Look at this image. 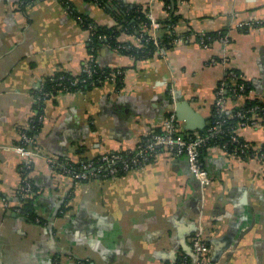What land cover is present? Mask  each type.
<instances>
[{"label": "crops", "instance_id": "obj_1", "mask_svg": "<svg viewBox=\"0 0 264 264\" xmlns=\"http://www.w3.org/2000/svg\"><path fill=\"white\" fill-rule=\"evenodd\" d=\"M109 1L111 11L118 5L140 9L161 24L169 17L160 0ZM176 15L178 41L150 59L136 61L109 45L99 47L100 69L124 71L121 89L105 82L44 102L33 137L43 156L32 160L24 177L14 148L40 114V86L60 72L80 74L91 56L89 31L78 18L97 28L118 22L89 0H0V194L17 203L28 180L37 215L33 222L0 203V264L190 263L199 228L209 247L203 264H264V161L257 156L264 148L263 119L236 132L255 157L218 146L204 151L202 164L210 174L205 189L186 159L168 150L140 170L84 183L48 161L134 152L143 140L164 132L171 115L181 134L201 136L230 71L251 91L229 98L228 113L247 100L264 102V0H183ZM139 23L134 17L119 26L118 41L136 45L137 35L128 30ZM240 23L250 26L241 30ZM216 33L228 42L215 39L203 47L196 39Z\"/></svg>", "mask_w": 264, "mask_h": 264}, {"label": "built area", "instance_id": "obj_2", "mask_svg": "<svg viewBox=\"0 0 264 264\" xmlns=\"http://www.w3.org/2000/svg\"><path fill=\"white\" fill-rule=\"evenodd\" d=\"M95 2H97V0H95ZM179 2L182 3L183 0H179ZM147 19L150 24V37L157 45L159 43L158 33L161 27L159 23L154 19L152 14H149L147 16ZM78 21L80 25L87 27L90 34L88 44H92L94 37V25L91 22L86 23L87 21L81 17L78 18ZM257 25H259V23H257ZM147 26L148 25H145L144 29H146ZM249 26L250 23H240L237 25V28L243 30ZM142 40L143 39L141 37L137 38V44L133 46L143 48ZM221 41L223 43H227V36L222 37ZM202 46L207 47V45H203V43ZM131 48L132 44L130 46L123 47L122 49L130 50ZM96 64V56L91 55L89 61L82 68L81 73L83 72L84 74H86L88 79H92L93 75L97 73V69L95 68ZM120 75L121 73L119 71H112L105 82H111L116 85L118 76ZM228 78L231 79V83L233 84L236 83L238 79H241L240 77L238 78L233 72L228 73V77L226 79ZM226 79L221 83L220 87H218L216 91L215 107L219 116H223V114L228 111L227 108L229 105V98L226 97ZM86 81L87 79L81 80L79 78H76L71 81L70 86H67L65 77L61 76L57 79V88L60 94H67L70 93L68 92L70 88L81 87V85L83 83H86ZM244 86V84L240 86L241 91H243ZM41 87L42 85L40 86L39 90L42 89ZM38 100L41 101V99ZM260 119L261 118L253 119L251 125H256ZM34 120L41 122L42 115L40 116V114H37L34 117ZM223 124L224 121L222 120L216 121L209 129V134L207 136H186L180 133L176 116L171 115L165 123L164 132L155 134L143 140L134 152H127L125 154H109L96 160H81L76 163L70 162L64 164L51 159H48V161L51 164L52 168L56 170L59 169L62 174L69 177L75 183H84L95 179H109L120 177L127 173L140 170L148 163H150L161 150H168L175 155L184 157L186 159L192 176L199 182L202 189H205L210 181V174L202 164L201 153L202 150L207 146L210 138H218L224 135V131L222 130ZM27 131L22 133L21 145L14 148L16 153H18L23 159L22 171L24 170V177H26L24 172L30 168L32 160L43 156L40 149L35 144L33 137L29 136L27 134ZM230 141L231 143H239L236 135L232 136ZM239 146L241 149V153L245 154L246 157H255V155L257 154L248 143H242ZM258 154L259 155L257 156L259 157V159L264 161V148L261 149ZM32 192V185L28 180L24 179L19 201H17V203H14L9 197L0 194V203L4 209L22 214L25 200L31 198ZM192 248L195 260L190 263L185 262L184 264H203L209 250L203 229L199 228L194 235L192 239Z\"/></svg>", "mask_w": 264, "mask_h": 264}, {"label": "trees", "instance_id": "obj_3", "mask_svg": "<svg viewBox=\"0 0 264 264\" xmlns=\"http://www.w3.org/2000/svg\"><path fill=\"white\" fill-rule=\"evenodd\" d=\"M92 3H95L111 12L117 22L118 25L113 28H97L94 26V37L92 44L88 45V50L90 52V55L95 56L97 50L102 44H106L111 46L114 49H117L120 52H124L128 54L129 56L133 57L136 61L144 60V59H150L152 58L156 53H160L163 50H166L170 46L174 45L178 41V36L174 33L173 27L175 23L178 21L179 17L176 15L177 12V4L179 0H160L165 3V8H167V12L169 13V17L167 21L163 22L161 24V33L158 37V44L156 45L153 41V39L150 37V27H149V21L146 14L142 12V10L138 9H129L125 8L124 6H119L115 11H111V4L109 3V0H89ZM138 11V12H136ZM139 20V26L135 28H130L128 31L130 33H134L137 35V37H141L143 48H138L137 46H133L130 50H124L123 47L130 46V43H120L118 41V38L120 36V30L119 26L123 25L126 27L129 25L130 22L134 19ZM88 22V20H86ZM148 25L146 29H144V26ZM163 25V26H162ZM87 28V27H85ZM159 30V31H160ZM223 33H216V34H197L196 39L199 41V43H203V45L209 46L211 40L214 41L215 39H221L223 37ZM201 43V45H202ZM95 68L97 69V73L93 75L92 79H88L87 75L83 72L81 74H72L67 72H60L56 74L55 76L46 79L42 83V89L38 90L36 97H37V109L39 110L40 115L43 114V108H44V102L51 98L52 96L60 95L58 88H57V79L61 76L65 77V82L67 86H70L71 81H73L76 78H79L81 80L87 79L86 83H83L81 87L78 88H70L68 92L75 93V92H83L91 90L94 87H100L103 86L105 80L107 77H109L110 73L112 71H119L121 73L120 76H118V81L116 84V88L119 90L123 87L124 83V77L125 73L123 70L116 69H106L102 70L98 67V65H95ZM233 72L238 78L240 77L239 73L236 71H230ZM241 78V77H240ZM226 97L232 98L234 100L238 99L240 96H248L251 91V86L249 83L244 82L242 79H238L236 83H231V79H226ZM244 84L243 91L240 90V86ZM221 83L218 87H220ZM38 99H41L39 101ZM240 114V115H239ZM255 117V118H254ZM261 118L264 120V102L259 100H247L243 106L236 107L232 110L231 113H224L223 116H219L217 114V110L215 107L214 116L207 127L206 130L202 131L201 136H207L209 134V129L213 126V124L216 121H224V124L222 125V130L224 131V135L220 136L218 138H210L207 146L202 150L201 158L204 153V151L212 146H218L223 148L225 151H227L231 155H239L242 157H246L245 154L241 153L240 144L247 143L245 140L237 136V128L240 125H249L251 124L253 119ZM30 130L27 131V134L31 137H34V135L39 131L40 124L38 121L33 123ZM237 136L239 143H231L232 136ZM251 146V145H250ZM253 149V147L251 146ZM251 152V151H250ZM23 214L24 216L30 220L35 222L37 215H36V209H35V203L33 199H26L24 206H23Z\"/></svg>", "mask_w": 264, "mask_h": 264}]
</instances>
